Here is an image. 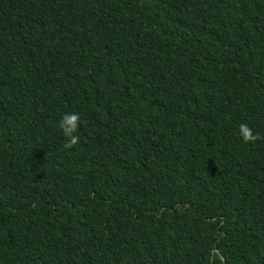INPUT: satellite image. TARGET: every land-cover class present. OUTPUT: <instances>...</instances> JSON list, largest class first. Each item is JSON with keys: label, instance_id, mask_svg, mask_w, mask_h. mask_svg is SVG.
<instances>
[{"label": "trees", "instance_id": "obj_1", "mask_svg": "<svg viewBox=\"0 0 264 264\" xmlns=\"http://www.w3.org/2000/svg\"><path fill=\"white\" fill-rule=\"evenodd\" d=\"M241 123L264 0H0V264H264Z\"/></svg>", "mask_w": 264, "mask_h": 264}, {"label": "clouds", "instance_id": "obj_2", "mask_svg": "<svg viewBox=\"0 0 264 264\" xmlns=\"http://www.w3.org/2000/svg\"><path fill=\"white\" fill-rule=\"evenodd\" d=\"M79 113H66L59 122V128L65 137L64 147L66 149L72 148L78 143V136L75 135L80 126ZM239 134L245 144H254L257 141L264 140V137L259 134H254L252 128L247 123L239 125Z\"/></svg>", "mask_w": 264, "mask_h": 264}]
</instances>
